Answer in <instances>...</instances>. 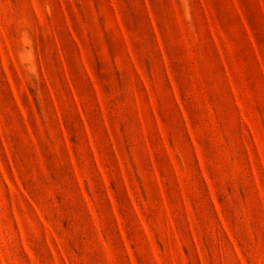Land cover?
<instances>
[{
	"label": "rangeland",
	"instance_id": "obj_1",
	"mask_svg": "<svg viewBox=\"0 0 264 264\" xmlns=\"http://www.w3.org/2000/svg\"><path fill=\"white\" fill-rule=\"evenodd\" d=\"M0 264H264V0H0Z\"/></svg>",
	"mask_w": 264,
	"mask_h": 264
}]
</instances>
